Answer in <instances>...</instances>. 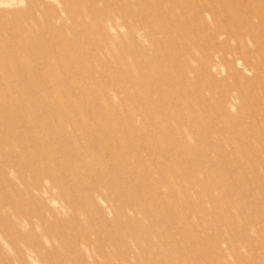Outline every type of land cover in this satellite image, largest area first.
<instances>
[{
    "label": "rangeland",
    "instance_id": "rangeland-1",
    "mask_svg": "<svg viewBox=\"0 0 264 264\" xmlns=\"http://www.w3.org/2000/svg\"><path fill=\"white\" fill-rule=\"evenodd\" d=\"M0 264H264V0H0Z\"/></svg>",
    "mask_w": 264,
    "mask_h": 264
},
{
    "label": "bare ground",
    "instance_id": "bare-ground-1",
    "mask_svg": "<svg viewBox=\"0 0 264 264\" xmlns=\"http://www.w3.org/2000/svg\"><path fill=\"white\" fill-rule=\"evenodd\" d=\"M259 7V6H258ZM241 24V23H240ZM190 33V32H189ZM84 57V56H83ZM4 62V61H2ZM26 64V63H25ZM10 65V64H9ZM31 66V65H30ZM37 66V65H36ZM5 67V66H4ZM145 68V67H144ZM206 70V69H205ZM41 71V70H40ZM207 71V70H206ZM19 73V72H18ZM41 73V72H40ZM161 80V79H160ZM158 81V80H157ZM51 84V83H50ZM30 91V90H29ZM57 99V98H56ZM50 100V99H49ZM133 101V100H132ZM32 105V104H31ZM87 109V108H86ZM66 115V114H65ZM9 117V116H8ZM4 122V121H3ZM102 127V126H101ZM93 133V132H92ZM71 238V237H70ZM7 248V247H6Z\"/></svg>",
    "mask_w": 264,
    "mask_h": 264
}]
</instances>
